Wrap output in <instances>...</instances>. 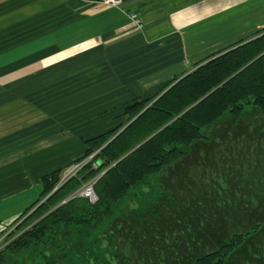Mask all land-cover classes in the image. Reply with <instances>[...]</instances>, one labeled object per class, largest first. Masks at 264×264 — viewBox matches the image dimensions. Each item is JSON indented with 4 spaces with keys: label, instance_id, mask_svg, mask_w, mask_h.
Wrapping results in <instances>:
<instances>
[{
    "label": "crops",
    "instance_id": "obj_1",
    "mask_svg": "<svg viewBox=\"0 0 264 264\" xmlns=\"http://www.w3.org/2000/svg\"><path fill=\"white\" fill-rule=\"evenodd\" d=\"M98 1L0 0V200L56 169L54 154L40 164L34 146H18L25 128L50 119L55 103L86 104V88L96 82L112 88V98L114 87L127 84L122 105L154 97L264 28V0H123L120 7ZM131 12L141 15L142 27ZM61 86L64 97L56 101ZM73 93L77 98L68 99ZM15 216L0 218V237Z\"/></svg>",
    "mask_w": 264,
    "mask_h": 264
},
{
    "label": "trees",
    "instance_id": "obj_2",
    "mask_svg": "<svg viewBox=\"0 0 264 264\" xmlns=\"http://www.w3.org/2000/svg\"><path fill=\"white\" fill-rule=\"evenodd\" d=\"M227 113L232 114L235 126L244 124L247 128L254 124V132L264 128V28L252 39L208 57L189 73L173 78L154 97L126 103L128 124L112 140L120 129L87 141L89 148L75 161L81 162L103 148L83 165L78 176H72L55 190L62 168L42 176L40 197L21 216L27 217L16 221L20 222L16 228L49 213L36 224L35 232L15 238L0 250V264H27L22 259L25 250L35 248L37 240L53 225L79 223L86 211L112 210L117 201L142 185L148 176L160 171L164 164H172L179 154L184 155L194 143L203 140L206 129L217 133L223 128L221 123L227 125ZM241 130L238 132L243 133ZM95 178L94 191L99 201L92 203L76 191ZM261 192L264 196V188ZM44 197L47 198L40 203ZM247 242L233 247L232 255L243 250ZM250 259L247 264H261L255 256Z\"/></svg>",
    "mask_w": 264,
    "mask_h": 264
},
{
    "label": "flooded vegetation",
    "instance_id": "obj_3",
    "mask_svg": "<svg viewBox=\"0 0 264 264\" xmlns=\"http://www.w3.org/2000/svg\"><path fill=\"white\" fill-rule=\"evenodd\" d=\"M193 148L179 154L170 165L161 168L159 164L160 171L115 203L125 207L111 218L108 217L114 208L96 213L86 211L79 223L53 225L37 240L35 248L25 250L22 259L27 264H225L231 249L239 248L260 224L247 231L243 225L233 227L230 212H212L210 200L201 194L189 197L191 184L185 187L188 179H184L183 173L178 175L179 185H175L177 177H173L172 183L165 182L168 171ZM155 192L159 193L155 202L149 203L147 199L150 207L137 202L139 196ZM97 201L99 197L92 203ZM48 213L19 230L16 227L27 215L17 218L20 222L8 230L12 233L17 229V233L8 237L5 244L35 232L36 224ZM222 215L230 222L221 219ZM247 221L245 217V225ZM142 250L143 254L137 255Z\"/></svg>",
    "mask_w": 264,
    "mask_h": 264
},
{
    "label": "rangeland",
    "instance_id": "obj_4",
    "mask_svg": "<svg viewBox=\"0 0 264 264\" xmlns=\"http://www.w3.org/2000/svg\"><path fill=\"white\" fill-rule=\"evenodd\" d=\"M101 86V82H96L86 88V99L89 101L86 104H79L76 101L70 104L55 103L52 110H49V113L47 112L50 119H40L38 125H34L31 131L29 128H25L23 139L19 141L21 143L18 146H23L24 151L30 150L31 146H34V162L38 160L41 164L48 156L54 154L53 157L56 158L57 164L56 169L62 168L63 170L54 190L72 177H64L71 166L76 163L85 164L89 162L103 148V146L100 147L81 162L75 161L89 148L87 142L89 139L108 131L120 129L116 133L114 132L110 138L112 140L128 124V119L124 114V105L121 104L123 95L119 93L127 84L122 82L119 89L114 87L113 98L109 97L113 89L107 88L105 91ZM74 88L76 87L73 85L72 91H76ZM58 91L62 92L60 96ZM67 92L65 93L67 94ZM105 95V100L97 103V99L100 100ZM77 96L78 93H73L72 97L70 96L68 99L77 98ZM63 97L64 88L61 86L57 89L56 101ZM92 100L93 102H91ZM42 106L45 105H39L40 109L44 111ZM85 107H88V109ZM225 117H228V124L221 123V127L224 128L218 133H212L211 128L206 129L208 139L194 143L193 150L191 149L182 160H178L179 163L172 170L168 171L165 179L166 183H172L173 177H177L178 180V175L183 173L184 179H188L185 182V187L188 183L191 184L188 187L189 197L193 198L195 195L201 194L200 196L206 200H210L214 193L227 192L231 194L230 190L235 183L243 184L244 189L261 191V185L264 184V128L254 132L253 126L255 125L253 124L249 125L243 133L231 132V128L233 129L237 123L231 113H227ZM110 140H108V143ZM37 145L39 146L36 147ZM139 145L127 152L122 158L134 151ZM212 156L213 160H216L220 166L218 169H211ZM31 158L29 157L27 160L29 161ZM27 160L25 159V162ZM51 169L44 170L43 173ZM79 173L75 175L78 176ZM31 179L33 180L32 177ZM215 181H218V185L215 184ZM88 183L89 181L79 189H82ZM175 185H179V180ZM41 190V184L31 183L25 191L0 200V218L5 220L4 217L10 219L12 215H16L15 219L8 224L10 228L14 226L24 212L40 197ZM176 190L181 191L178 187ZM234 190L238 191L237 189ZM239 194L244 193L240 190L239 193H235V196L238 197ZM158 196V192L151 196L147 195V197L139 196L137 202L142 203L143 207H150L147 199L149 203L155 202ZM46 198L44 197L40 203ZM122 206H124L123 203L115 205V211L108 218L115 215ZM211 209L213 212L214 207H211ZM230 210L234 211V207L230 206ZM16 233L17 230L13 234ZM10 235L11 233H7V236L0 241V250L7 245L5 243ZM141 252L137 255H142L143 250Z\"/></svg>",
    "mask_w": 264,
    "mask_h": 264
},
{
    "label": "water",
    "instance_id": "obj_5",
    "mask_svg": "<svg viewBox=\"0 0 264 264\" xmlns=\"http://www.w3.org/2000/svg\"><path fill=\"white\" fill-rule=\"evenodd\" d=\"M242 126L243 127H240V125L234 126L233 129L231 128V132L238 133V131H240L241 129V132L243 130L245 131L246 128L244 124H242ZM223 128H220L218 132H220ZM211 159L213 160V156L211 157ZM211 165V169H218L220 167L216 160H213L211 162ZM215 184L218 185V181H215ZM261 187L262 190L264 187L263 185H261ZM234 189H237L238 191ZM240 190H242L244 194H239L238 197L235 196V193H239ZM230 192L231 194H228L227 192L213 194L212 198L210 199V203L212 204L211 207H214L215 212L218 214L230 212L233 227L243 225V230L247 231L255 224H260V228L258 229V232L255 233V235L251 236L252 238L249 241V238L246 239L245 242H248L244 246L243 250L233 255L232 253L230 254V256L228 257L229 259H227L228 262L225 261V264H247V262L250 261V258L253 256H255L256 261L264 264V207L262 206V204L264 203V196H262L263 193L261 191L258 192L255 190L244 189L243 184L240 183H235ZM261 197L263 198L262 200ZM65 201L66 200L62 201L61 203H59V205L63 204ZM230 206L234 207V211L230 210ZM245 217L248 218L246 225ZM220 218L226 219L228 222H230L228 217L225 215H222ZM232 232L234 233V231Z\"/></svg>",
    "mask_w": 264,
    "mask_h": 264
},
{
    "label": "built area",
    "instance_id": "obj_6",
    "mask_svg": "<svg viewBox=\"0 0 264 264\" xmlns=\"http://www.w3.org/2000/svg\"><path fill=\"white\" fill-rule=\"evenodd\" d=\"M122 2H123V0H100V1H98V3L103 5V6H112V7H120ZM128 16L130 17L131 21L136 26H138V27L143 26V18L141 17V15L139 13L131 12L128 14ZM83 165L84 164H80V163L74 164L66 172L64 177H71V176L75 175L83 167ZM96 181H97L96 178L92 179L91 181H89L88 185L85 184L84 187H82V189H79L78 191H76V194L78 196L88 197L91 202H95L98 199V196L94 191V184L96 183ZM8 232L9 231L7 230L5 233H3V235L0 237V241L7 236Z\"/></svg>",
    "mask_w": 264,
    "mask_h": 264
}]
</instances>
